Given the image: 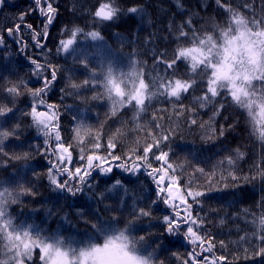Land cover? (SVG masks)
Instances as JSON below:
<instances>
[{
  "label": "snow or ice",
  "instance_id": "obj_1",
  "mask_svg": "<svg viewBox=\"0 0 264 264\" xmlns=\"http://www.w3.org/2000/svg\"><path fill=\"white\" fill-rule=\"evenodd\" d=\"M4 2L0 0V5ZM176 2L183 8L181 0ZM215 4L225 17L222 21L209 18L197 27L189 16L179 24L175 19L169 22V36L173 37L170 43L175 47L171 56L167 51L156 55L153 50L151 70L147 69L146 61L137 58L141 54L135 51L129 54L126 63L104 59L93 66L88 55L75 44L79 37L102 41L100 32L85 33L77 26L69 35L67 26L61 28V34L67 38L59 40L55 53L72 55L73 63L85 78L77 83L68 76V82L60 88L59 103L49 102V93L58 83L61 66L28 55L30 49H35L46 58L52 56L47 41L50 27L60 17L58 0H31L25 11L11 18V23L5 18L8 26L0 24V54L11 57L15 55L11 48L15 47L28 61L30 72L26 76L34 77L37 85L30 87L33 81L20 75L15 65L0 68V168L11 167L15 173L11 178L0 177V264H35L37 251L40 264H157L160 245L152 247L150 240H158L159 236L137 234L138 225L147 221L152 226L154 219L161 220L164 233L182 235L191 246L185 256L172 254L179 264H246L257 257L264 259V211L258 216L252 214L253 231L239 237L238 251L232 253L231 260L215 254L217 243L223 249L225 241L217 242L205 230L210 212L217 210L204 212L202 199L210 198L209 193L228 177L233 183H225L224 187L239 186L235 182L241 176L235 169L237 160L245 153L236 148L234 155H225L212 165L211 172H206L201 166L208 163L206 160H199L193 152L184 156L177 152L184 147L180 141L185 128L198 126L205 142L218 140L234 130L240 123L239 116L227 127L224 123L215 127L216 117L222 115L226 106L243 110L250 135L264 142V14L257 15L253 11L255 4L247 2L242 8L244 12L252 11L251 17L234 9L230 0H215ZM144 11V6L134 3L126 6L122 0H98V6L90 14L94 22L102 23L123 15L142 17ZM261 11L264 13V0ZM30 16H36L37 20L28 22ZM197 90L200 95L193 96ZM82 91H91L92 95L80 96ZM70 95L79 98L85 108L75 112L70 134L63 135L68 130L61 124V109L73 111L72 106L63 104ZM189 96L190 103L183 104L182 100ZM99 100H107L110 110L104 121L93 125L83 113L91 102ZM157 100L172 103L171 113L162 115L168 109H155L151 119L144 124L136 122L132 130L127 128V121L119 119L121 110L131 109L133 121H138ZM21 104L25 107L21 108ZM209 107L215 109L212 116L201 122L199 110ZM228 119L225 117V121ZM114 123L120 126L105 139L102 130ZM28 129H35L43 142L27 144L25 149ZM136 130L143 138L138 136L129 142L127 135ZM122 144L124 151H120ZM36 156L48 162L45 172L31 167ZM13 162L19 163L14 166ZM115 169L132 175L146 173L155 186L156 198L142 205L141 197L120 178L97 191L99 184L94 178L103 175L111 179ZM217 169L221 173L219 180ZM199 177H205L203 184L197 183ZM45 179L51 191L65 200L87 195L96 203L94 209L87 205L76 208L75 215L86 226L83 238L65 236L59 228L41 227L25 217L23 211L15 214L10 211L13 205L23 209L25 199L38 196L37 187ZM242 179L247 183L257 180L264 183V157ZM109 193L119 195V204L104 203L110 199ZM125 197L131 199V204ZM158 201L168 210L161 218L153 215V205ZM260 205L264 209V199ZM48 215H59V210L55 213L49 210ZM68 216L65 213L61 219L68 220ZM239 245L247 246L241 251Z\"/></svg>",
  "mask_w": 264,
  "mask_h": 264
},
{
  "label": "trees",
  "instance_id": "obj_2",
  "mask_svg": "<svg viewBox=\"0 0 264 264\" xmlns=\"http://www.w3.org/2000/svg\"><path fill=\"white\" fill-rule=\"evenodd\" d=\"M231 5L237 11L243 12L246 16L251 17L252 11L244 12L242 5L248 3L250 5L255 4L253 11L257 15H262L261 0H230ZM60 17L55 22V25L50 27V36L47 41V47L52 49V56L45 57L43 53H39L38 50L30 49L28 55L37 57L43 62L48 59L52 63L61 66V73L58 75V83L55 84L53 90L49 93V102H60V88L68 82V76H72L73 80L79 83L85 78L82 74L79 66L73 63V56L68 53H61L56 55L55 49L61 39H66V36L61 34L60 29L67 26L69 35L74 27H80L84 32L97 30L103 37L102 41H94L91 38L79 37L75 44V47L80 52L86 53L88 59L92 62L93 66H96L101 60L113 59L116 61L127 62L128 56L133 51L140 53L138 59L147 62V69L152 68V54L155 50V54L159 55L160 51H167L171 56L172 50L175 44L170 43L173 39L169 36V22L175 19L179 24L182 20L191 16L197 24V27L204 24L209 18L216 19L218 22L222 21L225 17L221 14V10L217 9L215 0H181L183 8L177 6L176 0H122L126 6L128 4H137L144 6V14L140 16L123 15L118 17L114 21L94 22L91 16V12L98 6V0H58ZM31 4V0H5L4 4L0 5V24L8 26L11 23V18L16 17L20 12L25 11ZM187 9V11H183ZM5 18H9L8 23H5ZM202 18V19H201ZM36 16L28 17V22H35ZM95 23V29L93 24ZM174 35V34H173ZM150 39L151 42L146 43ZM9 45L12 44L11 39H8ZM11 51L15 55L11 57H4L0 54V68H11L15 65L19 74L25 76L26 79H31L33 83L29 86H37L34 83V77H28L26 74L30 72L28 61L22 54L16 52L15 47L11 48ZM162 71L161 69H159ZM7 75V71H5ZM15 77H13L14 79ZM99 91V89H96ZM92 92H80V96H91ZM193 96L200 95V91L197 90L192 93ZM25 99V98H21ZM30 99V98H29ZM192 97L189 96L182 100V103L187 105L190 103ZM217 101V103H221ZM64 105L72 106L73 111H67L61 109L63 119L61 124L68 132L62 133L63 135H69L72 124L73 115L79 109L85 108V105L80 102L76 96H67L63 100ZM21 108L25 107V104L20 105ZM172 103L164 102L163 100L154 101L152 107L147 110L146 114H143L142 118L138 121H133L134 111L129 109L127 111L121 110L120 120L127 121V128L132 130L134 124L139 122L141 124L146 123L151 119L152 111L158 108L168 109V113H162V115H168L172 110ZM110 110V103L107 100H99L91 102L90 106L84 111L83 115L88 123L98 125L101 121L105 120L106 114ZM215 109L213 107L200 109V115L198 119L208 121L212 116V112ZM243 110L236 108L235 106H226L222 115L216 117L215 127H219L221 123L227 124L233 123V121L239 116L240 123L234 130L226 132L225 137H221L215 141L205 142L201 139V130L198 126H193L191 130L185 128L183 134V140L180 141L184 147L177 149L180 156H184L188 152L195 153L199 160H206L207 164H201L205 167L206 172L212 171V165L219 161L225 155L233 154V150L239 148L245 155L242 159L237 160L236 174L241 176L239 181H236L238 187H224L225 183L231 184V178L221 181L217 188L209 193L210 198L202 199V206L204 212H210L211 209H216L215 213H211L208 216L210 223L208 224L206 231L218 242L220 240L225 241V247L221 249L217 243L216 255H225L232 259V253L238 251V241L241 235L245 233H251L253 231V225L251 220L252 214L257 216L264 211L261 208L260 202L264 199V183L257 180L252 183L245 182L242 177L245 173H249L250 168L257 163L262 157H264V142L258 140L255 136H251L246 126V113ZM225 117H229L225 121ZM29 121H25L28 123ZM120 125L114 123L107 125L102 130V134L111 135ZM25 135L29 139L25 142V149L27 144L30 143H42L43 138L37 137L35 129H28ZM141 137L142 133L138 130L130 131L127 135L129 142L134 141L137 137ZM12 145H9L11 148ZM123 144L120 151H124ZM20 151V149H17ZM78 156V152L75 154ZM19 162H13L15 166ZM31 167L36 171L45 172L48 167V162L40 156H36L31 162ZM189 172L191 169L188 170ZM115 176L109 179L106 176L98 175L94 179L99 184L97 191H103L116 178L123 180L126 187L133 190L136 195L141 197V204L150 203L155 199V186L150 177L146 173H137L132 175L130 173H124L120 169H115ZM15 173L13 168L9 167L7 170L0 168V177L11 178ZM30 175V174H29ZM220 170L217 169V180L220 179ZM205 177H199L197 183L203 184ZM39 193L36 197H28L23 201L25 207L21 209L19 206L13 205L10 211L14 214L23 211L24 216L29 218L30 221L35 222L49 230L58 229L65 236H72L77 239L83 238L85 233L84 223L75 215L76 208L81 206H89L94 209L97 207L96 203L89 199L87 195H80L78 198L65 200L63 197L58 196L57 193L51 191V188L45 179L38 187ZM110 199L104 201L108 204H119V195L117 193H109ZM131 204V199L125 197ZM99 207L103 208V204ZM57 212L59 215L50 217L48 211ZM88 211V208H85ZM65 213H68V220H63L61 217ZM247 213V214H246ZM168 214V210L162 202H157L153 205L154 217L161 218ZM203 214V213H202ZM223 220V223L220 221ZM161 220L154 219L151 221V225L145 221L138 225L139 231L137 234L153 233L159 236V239L155 238L150 240L152 247H156L157 244L160 247L157 249L156 261L159 264L163 261L164 264H179V261L172 254L179 253L181 256H185L188 251L191 250V246L188 245L181 236H172L164 233L163 228L160 226ZM123 221L121 222V227ZM162 234V235H161ZM247 245H239V250L242 251L243 247ZM35 264H40L38 251L34 256ZM243 264V262H242ZM246 264H264V259L255 258L249 260Z\"/></svg>",
  "mask_w": 264,
  "mask_h": 264
}]
</instances>
